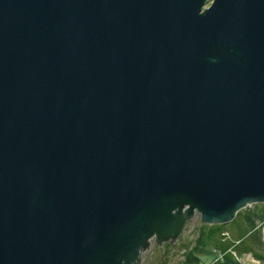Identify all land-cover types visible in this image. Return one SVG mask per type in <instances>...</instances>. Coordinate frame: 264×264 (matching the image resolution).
I'll list each match as a JSON object with an SVG mask.
<instances>
[{"label": "water", "instance_id": "95a60500", "mask_svg": "<svg viewBox=\"0 0 264 264\" xmlns=\"http://www.w3.org/2000/svg\"><path fill=\"white\" fill-rule=\"evenodd\" d=\"M205 2L0 0V264H138L264 202V0Z\"/></svg>", "mask_w": 264, "mask_h": 264}, {"label": "trees", "instance_id": "16d2710c", "mask_svg": "<svg viewBox=\"0 0 264 264\" xmlns=\"http://www.w3.org/2000/svg\"><path fill=\"white\" fill-rule=\"evenodd\" d=\"M258 218V223L255 222ZM236 224L232 239H224L226 224L223 223H201L193 244H184L182 259L177 264H242L239 256L249 253L251 256L264 264V241L261 238V228L264 223V209L259 212L246 209L244 212L234 216L229 224ZM212 249L214 256L203 262L198 254L200 247L208 246Z\"/></svg>", "mask_w": 264, "mask_h": 264}, {"label": "rangeland", "instance_id": "374dc122", "mask_svg": "<svg viewBox=\"0 0 264 264\" xmlns=\"http://www.w3.org/2000/svg\"><path fill=\"white\" fill-rule=\"evenodd\" d=\"M246 209L259 212L261 209H264V202H249L246 206L239 208L234 216H238V214L244 212ZM258 221L259 219L255 218V222L258 223ZM201 223L203 222L200 219L199 211L194 210L193 214L184 220L179 233L174 239L170 241L165 240L158 243L154 240V236L152 235L149 238L147 247L144 248L139 254L138 264H177L178 261L182 259V254L184 252L183 246L185 242H189V245L193 244V240L197 235L198 228ZM224 223L226 224L224 239H232V237L234 236L236 224H229V221ZM263 226L264 223L262 224V227ZM262 232L264 235V228L262 229ZM158 246L160 247V249ZM212 249L213 248H210L209 245L199 248L198 254L203 262L210 260L214 256ZM238 258L242 264H263L260 261L254 259L249 253H244ZM198 264L202 263L199 262Z\"/></svg>", "mask_w": 264, "mask_h": 264}, {"label": "flooded vegetation", "instance_id": "af4514ba", "mask_svg": "<svg viewBox=\"0 0 264 264\" xmlns=\"http://www.w3.org/2000/svg\"><path fill=\"white\" fill-rule=\"evenodd\" d=\"M210 1H211V0H206V2H205V4L203 5V7H206V6H208V5H209V3H210Z\"/></svg>", "mask_w": 264, "mask_h": 264}, {"label": "bare ground", "instance_id": "6f19581e", "mask_svg": "<svg viewBox=\"0 0 264 264\" xmlns=\"http://www.w3.org/2000/svg\"><path fill=\"white\" fill-rule=\"evenodd\" d=\"M148 241H149V239H148ZM151 245V244H150ZM150 247V246H149ZM146 248V247H145ZM143 249H141L140 251H139V254H140V252L142 251ZM144 253V252H143Z\"/></svg>", "mask_w": 264, "mask_h": 264}]
</instances>
